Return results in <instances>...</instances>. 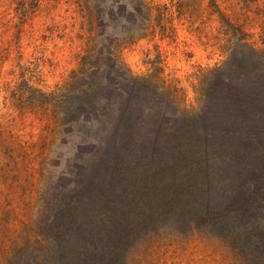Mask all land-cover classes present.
I'll use <instances>...</instances> for the list:
<instances>
[{"label": "rangeland", "instance_id": "obj_1", "mask_svg": "<svg viewBox=\"0 0 264 264\" xmlns=\"http://www.w3.org/2000/svg\"><path fill=\"white\" fill-rule=\"evenodd\" d=\"M263 227L264 0H0V264H264Z\"/></svg>", "mask_w": 264, "mask_h": 264}, {"label": "trees", "instance_id": "obj_2", "mask_svg": "<svg viewBox=\"0 0 264 264\" xmlns=\"http://www.w3.org/2000/svg\"><path fill=\"white\" fill-rule=\"evenodd\" d=\"M90 88L92 87L93 88V84H90L89 86ZM86 95H89V94H86ZM125 100V99H123ZM118 115H121L120 111L118 110ZM178 134H181L180 132ZM110 137V136H109ZM108 137V139H109ZM114 140H117L116 137H112ZM132 139V138H131ZM137 139V137H135V140ZM133 140V139H132ZM134 141V140H133ZM120 148L122 149H125L126 148L124 147V145H121L119 146ZM183 146L180 145V142L177 140V139H173V142H167L165 145H164V149L167 151V152H181V151H177L179 149H181ZM112 151H115V152H118L120 151L118 148L117 149H113ZM264 228V227H263ZM253 231L255 232V228L253 229ZM261 232V231H260Z\"/></svg>", "mask_w": 264, "mask_h": 264}]
</instances>
